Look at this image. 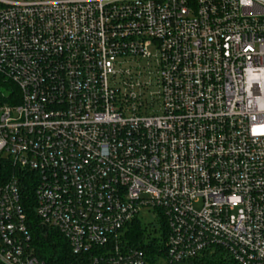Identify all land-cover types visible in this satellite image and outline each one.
<instances>
[{
    "label": "built area",
    "instance_id": "2783aa9c",
    "mask_svg": "<svg viewBox=\"0 0 264 264\" xmlns=\"http://www.w3.org/2000/svg\"><path fill=\"white\" fill-rule=\"evenodd\" d=\"M0 72V264H264V0H0Z\"/></svg>",
    "mask_w": 264,
    "mask_h": 264
},
{
    "label": "trees",
    "instance_id": "16d2710c",
    "mask_svg": "<svg viewBox=\"0 0 264 264\" xmlns=\"http://www.w3.org/2000/svg\"><path fill=\"white\" fill-rule=\"evenodd\" d=\"M20 91L16 83L6 74L0 72V107L6 103H16ZM0 180L6 179L4 176L9 173L10 167L4 166L0 161ZM34 218V214L31 215ZM36 223V222H35ZM164 236L168 234L167 224L163 223ZM125 237V244L131 247L145 248L144 243L147 229L142 222L136 220L129 226ZM33 248L36 255L45 264H70L72 261L70 254V247H68L66 240L58 233H46L45 229L37 223L33 224ZM159 249L150 245L148 252L155 254ZM206 264H210L211 260L206 259ZM205 264V263H204Z\"/></svg>",
    "mask_w": 264,
    "mask_h": 264
},
{
    "label": "rangeland",
    "instance_id": "374dc122",
    "mask_svg": "<svg viewBox=\"0 0 264 264\" xmlns=\"http://www.w3.org/2000/svg\"><path fill=\"white\" fill-rule=\"evenodd\" d=\"M140 215L142 219V224L147 229V237L149 238L159 237L161 234L159 216L156 215V213L154 214L148 211H142Z\"/></svg>",
    "mask_w": 264,
    "mask_h": 264
}]
</instances>
